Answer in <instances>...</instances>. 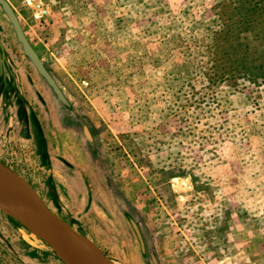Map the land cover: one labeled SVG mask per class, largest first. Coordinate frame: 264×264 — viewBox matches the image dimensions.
Returning a JSON list of instances; mask_svg holds the SVG:
<instances>
[{
    "label": "rangeland",
    "instance_id": "obj_1",
    "mask_svg": "<svg viewBox=\"0 0 264 264\" xmlns=\"http://www.w3.org/2000/svg\"><path fill=\"white\" fill-rule=\"evenodd\" d=\"M6 1L95 149L16 74L0 162L114 264H264V0ZM29 236L0 210V264H63Z\"/></svg>",
    "mask_w": 264,
    "mask_h": 264
},
{
    "label": "water",
    "instance_id": "obj_2",
    "mask_svg": "<svg viewBox=\"0 0 264 264\" xmlns=\"http://www.w3.org/2000/svg\"><path fill=\"white\" fill-rule=\"evenodd\" d=\"M0 6L12 23L25 56L52 87L58 99L66 103L55 81L44 69L41 59L23 35L8 2L0 0ZM0 176L4 179V182L0 184V210L16 218L35 237L41 239L63 264H87L90 256L102 262L114 264L93 241L80 234L71 224L50 210L30 183L2 162H0ZM174 182L178 185V179H174Z\"/></svg>",
    "mask_w": 264,
    "mask_h": 264
},
{
    "label": "flooded vegetation",
    "instance_id": "obj_3",
    "mask_svg": "<svg viewBox=\"0 0 264 264\" xmlns=\"http://www.w3.org/2000/svg\"><path fill=\"white\" fill-rule=\"evenodd\" d=\"M27 2V1H26ZM35 3V1L32 3V5ZM8 4L10 5L11 9L13 10L18 23L20 25V28L22 29V33L25 36L26 40L32 47V49L37 53L38 57L41 59L42 64L44 66V69L47 71V73L51 76V78L55 81L56 85L58 86L59 90L62 93V96L66 100V103H63L58 99L55 92L53 91L52 87L47 83V81L40 75V73L37 71L36 67L32 64V62L29 60L28 57L25 56L22 45L18 41V38L16 36V32L13 28L12 23L9 21L7 15L3 11L2 7L0 6V14L6 19L4 23L0 22V84L6 83L7 78L10 80H16L15 76H21V82L27 83L28 85L32 86L34 85L35 77L39 82H41L45 86V94L46 97H43L41 93L36 94L35 96L39 99L40 107L44 108L45 111H47L46 118H43L42 123H44L46 126L51 127L52 125H57V127H60L65 134H68L71 131L69 127H65L67 124H69L68 117L65 118L64 112L66 115H69V118L82 130L83 137L86 139L88 145L90 146L89 149L93 151L95 149L94 145V139L91 137L89 133L88 127H86L83 122L81 121L80 117H77L73 115V112L70 111V104L68 102V99L66 98L65 93L63 92V88L59 87L58 81L54 77V75L51 73V70L47 67L46 63L44 62V59L41 57V55L38 53L40 50L37 45H35L32 41V39L29 37L27 32L24 30V27L22 25V22L20 18L25 21L26 24H28L27 20L21 15L17 14L15 9L12 7L10 2L8 1ZM29 5V3H26ZM36 12V11H35ZM47 11H39V20L46 17ZM35 13H33L34 16ZM19 15V17H18ZM25 15V14H24ZM3 21V20H2ZM19 50L20 54L15 53V51ZM24 65H29L32 67L33 73H27L26 70L23 68ZM11 81H9L10 83ZM53 98L58 103L57 109L53 112L51 109L52 107V100ZM70 113V114H69ZM59 132H55L53 134H58ZM51 132L48 131V129L45 130L46 138L49 139V135H53ZM90 151V150H89ZM31 185V184H30ZM32 186V185H31ZM33 187V186H32ZM35 190V189H34ZM132 225V224H131ZM132 227H134L132 225ZM135 229V228H134ZM144 250V248H143Z\"/></svg>",
    "mask_w": 264,
    "mask_h": 264
},
{
    "label": "bare ground",
    "instance_id": "obj_4",
    "mask_svg": "<svg viewBox=\"0 0 264 264\" xmlns=\"http://www.w3.org/2000/svg\"><path fill=\"white\" fill-rule=\"evenodd\" d=\"M28 3L30 4L32 0H27ZM32 4V3H31ZM4 182V179L0 176V184H2ZM178 185H179V181H178ZM176 186V185H175ZM37 238L34 236L33 233H31V236L27 237V240L28 241H32V242H38V240H36ZM36 245V244H35ZM87 264H110V263H107V262H102L98 259H96L95 257H88V263Z\"/></svg>",
    "mask_w": 264,
    "mask_h": 264
},
{
    "label": "crops",
    "instance_id": "obj_5",
    "mask_svg": "<svg viewBox=\"0 0 264 264\" xmlns=\"http://www.w3.org/2000/svg\"><path fill=\"white\" fill-rule=\"evenodd\" d=\"M32 233V232H31Z\"/></svg>",
    "mask_w": 264,
    "mask_h": 264
}]
</instances>
